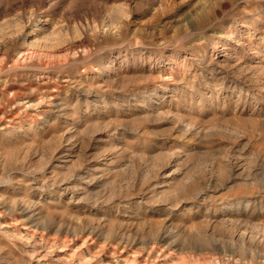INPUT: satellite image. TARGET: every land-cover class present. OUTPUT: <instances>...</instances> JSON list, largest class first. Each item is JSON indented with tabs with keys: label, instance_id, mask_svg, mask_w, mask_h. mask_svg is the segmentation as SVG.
<instances>
[{
	"label": "rangeland",
	"instance_id": "374dc122",
	"mask_svg": "<svg viewBox=\"0 0 264 264\" xmlns=\"http://www.w3.org/2000/svg\"><path fill=\"white\" fill-rule=\"evenodd\" d=\"M0 224V264H264V0H0Z\"/></svg>",
	"mask_w": 264,
	"mask_h": 264
},
{
	"label": "bare ground",
	"instance_id": "6f19581e",
	"mask_svg": "<svg viewBox=\"0 0 264 264\" xmlns=\"http://www.w3.org/2000/svg\"><path fill=\"white\" fill-rule=\"evenodd\" d=\"M218 45H219L220 47H222V46H223V41L220 40V42H219ZM22 52H23V51H22ZM24 53H25V52H23V55H24ZM25 54H26V53H25ZM26 55H27V54H26ZM26 55H24V56H26ZM24 56H23V57H24ZM18 57H19V56H18ZM18 57H17V58H18ZM20 57H21V56H20ZM30 57H32V55H31ZM22 60H23V59H22ZM27 60H28V57H27ZM29 60H30V58H29ZM16 61H17V59H16ZM34 203H35V201H34ZM37 203H38V202H37ZM37 203H36V204H37ZM23 210H24V209H23ZM25 212H26V211H25ZM38 214H39V213H38ZM33 219H34V218H33ZM37 223H38V222H37ZM29 224H30V223H29ZM34 224H35V223H34ZM35 225H36V224H35ZM38 225H39V224H38ZM0 226H1V224H0ZM4 226H5V225H4ZM25 226H26V225H25ZM32 227H33V226H32ZM38 228H39V227H38ZM1 229H2V228H1ZM4 229H5V228H4ZM32 229H34V227H33ZM29 230H30V229H29ZM36 230H37V229H36ZM1 231H2V230H1ZM32 231H33V230H32ZM3 232H4V231H3ZM19 232H21V231H19ZM34 232H35V229H34ZM34 232H33V233L24 232V234H18L17 231H16L17 234H16V233H14V234L16 235L15 237H16V239H18L19 242H20V241L22 242L23 239H26V241L29 243V245H33V246H35V245H36V242H37L36 240L39 239V238H37V239L35 238V236H34ZM36 232H37V231H36ZM21 233H22V232H21ZM6 234H8V233H6ZM11 235L13 236V234H11ZM8 236H9V235H8ZM40 238H41V237H40ZM51 240H52V239H51ZM51 240H50V241H51ZM12 241H13V240H12ZM24 241H25V240H24ZM24 241H23V242H24ZM38 241H40V240H38ZM47 242H48V241H47ZM52 242H54V241H52ZM37 244H38V243H37ZM50 244H52V243H50ZM50 244H49V245H50ZM24 245H26V243H25ZM27 245H28V244H27ZM46 245H48V244H45V246H46ZM52 245H53V244H52ZM62 245H63V244H62ZM36 246H38V245H36ZM42 246H44V245H42ZM54 246H55V245H54ZM64 246H65V245H64ZM22 247H23V246H22ZM62 247H63V246H62ZM29 248H30V247H29ZM29 248H28V249H29ZM45 248H46V247H45ZM50 248H51V246H50ZM26 249H27V248H26ZM32 250H33V248H32ZM56 250H57V249H56ZM61 250H62V249H61ZM69 250H70V249H69ZM26 251H27V250H26ZM26 253H27V252H26ZM45 253H46V252H45ZM68 253H69V252H68ZM35 254L38 255L39 253H38V252H37V253L35 252ZM57 254H58V253H57ZM70 254H71V253H70ZM39 255H40V254H39ZM41 256H42V254H41ZM41 256H40V257H41ZM81 256H82V255H81ZM57 257L60 258L59 256H57ZM79 257H80V256H79ZM52 258H53V257H52ZM63 258H64V257H63ZM65 258H66V257H65ZM82 258H83V257H82ZM53 259H54V258H53ZM55 259H56V258H55ZM66 259H67V258H66ZM84 259L86 260L85 257H84ZM59 260H60V259H59ZM67 260H68V259H67ZM85 260H84V261H85ZM117 261H118V260H117ZM120 262H121V261H120ZM122 262H124V264H125V262H127V261L125 260V261H122ZM38 263H39V262H38ZM47 263H48V262H47ZM93 263H94V262H93ZM93 263L90 262V264H93ZM48 264H49V263H48ZM54 264H55V263H54ZM75 264H84V263H82L81 260H80V258H79V260L76 261ZM113 264H115V263H113Z\"/></svg>",
	"mask_w": 264,
	"mask_h": 264
}]
</instances>
